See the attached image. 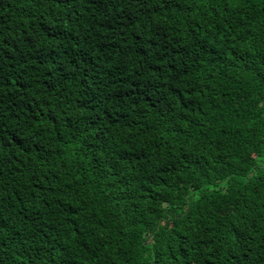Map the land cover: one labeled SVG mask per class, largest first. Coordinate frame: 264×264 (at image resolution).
<instances>
[{
	"label": "trees",
	"instance_id": "1",
	"mask_svg": "<svg viewBox=\"0 0 264 264\" xmlns=\"http://www.w3.org/2000/svg\"><path fill=\"white\" fill-rule=\"evenodd\" d=\"M0 264H264V0H0Z\"/></svg>",
	"mask_w": 264,
	"mask_h": 264
}]
</instances>
